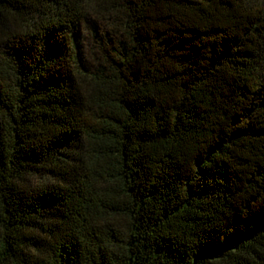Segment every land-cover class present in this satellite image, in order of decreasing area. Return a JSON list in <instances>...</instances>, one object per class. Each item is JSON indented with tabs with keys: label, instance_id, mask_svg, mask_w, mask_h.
<instances>
[{
	"label": "trees",
	"instance_id": "obj_1",
	"mask_svg": "<svg viewBox=\"0 0 264 264\" xmlns=\"http://www.w3.org/2000/svg\"><path fill=\"white\" fill-rule=\"evenodd\" d=\"M0 264H264V0H0Z\"/></svg>",
	"mask_w": 264,
	"mask_h": 264
}]
</instances>
